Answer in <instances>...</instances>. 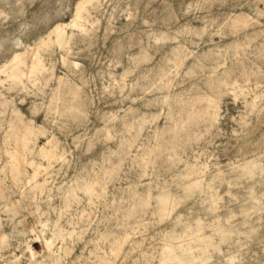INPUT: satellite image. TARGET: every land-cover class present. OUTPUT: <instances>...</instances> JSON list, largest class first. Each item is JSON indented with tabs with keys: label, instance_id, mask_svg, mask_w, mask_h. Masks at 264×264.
Here are the masks:
<instances>
[{
	"label": "rangeland",
	"instance_id": "rangeland-1",
	"mask_svg": "<svg viewBox=\"0 0 264 264\" xmlns=\"http://www.w3.org/2000/svg\"><path fill=\"white\" fill-rule=\"evenodd\" d=\"M0 264H264V0H0Z\"/></svg>",
	"mask_w": 264,
	"mask_h": 264
},
{
	"label": "bare ground",
	"instance_id": "bare-ground-1",
	"mask_svg": "<svg viewBox=\"0 0 264 264\" xmlns=\"http://www.w3.org/2000/svg\"><path fill=\"white\" fill-rule=\"evenodd\" d=\"M88 1H92V0H88ZM82 3L83 2L79 3V5L77 6V11H78L77 17L78 18H82L83 17L82 14H81V11L83 9H86V7H84L82 5ZM71 23H72L73 26H76V27H80L81 26L77 19H74ZM55 31H56V33H55L56 40L59 43L64 42V40H65V38H64V36H65L64 29L62 27H60V26H57ZM72 35L73 34H70L69 35V39L66 41L67 43L71 40ZM17 56L18 55H15L10 61H12L13 59H15ZM32 58L35 59V60L30 65L27 66L26 70H22L21 71L22 74L27 75V76H35V74L37 73V71L40 69L42 63H41L40 59L37 58V56H36V54L34 52L32 53ZM21 61L24 62V60H21ZM14 68H15V64L12 65V66H10V68H9L10 71H8V72L13 73L15 71ZM42 223L45 226L46 225L49 226V220L48 219H45ZM41 235H42V233H41V231H39L38 237H40Z\"/></svg>",
	"mask_w": 264,
	"mask_h": 264
}]
</instances>
